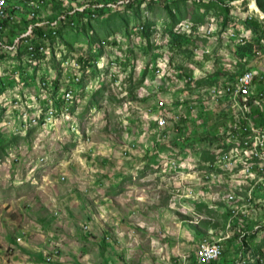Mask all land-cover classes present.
Listing matches in <instances>:
<instances>
[{
  "label": "rangeland",
  "instance_id": "374dc122",
  "mask_svg": "<svg viewBox=\"0 0 264 264\" xmlns=\"http://www.w3.org/2000/svg\"><path fill=\"white\" fill-rule=\"evenodd\" d=\"M261 15L264 0H133L62 24L39 66L0 59V264L18 233L51 264H196L205 238H223L215 264H264L263 130L222 96L264 72Z\"/></svg>",
  "mask_w": 264,
  "mask_h": 264
},
{
  "label": "built area",
  "instance_id": "2783aa9c",
  "mask_svg": "<svg viewBox=\"0 0 264 264\" xmlns=\"http://www.w3.org/2000/svg\"><path fill=\"white\" fill-rule=\"evenodd\" d=\"M64 1L62 10L53 16V12L42 13L46 0H0V59L11 55L16 57L17 62H45V59L49 60L52 54H56V51L52 49L49 36H57L62 24H68L75 16L80 15L84 18L86 15H95L96 11H98L97 9H109L112 6H119L124 2L129 3L131 0L101 3L97 6L91 0L86 2L84 0L82 2L80 0H71L72 3L70 4H68L67 0ZM260 19L264 23V16L261 15ZM24 20L25 28L21 30L17 26ZM188 28L189 26H187ZM14 29L16 32L9 37L8 32L12 33ZM39 29H41V34L38 32ZM230 34L237 39L238 44L245 41L244 36H238L233 32ZM259 42L264 44V36ZM23 51L24 53L22 54ZM257 53H260V51L257 50ZM61 62H65V60ZM70 62L79 61L73 59ZM22 71L25 70L22 69ZM37 82V85L42 84V80H37ZM227 90H231V87H228ZM260 98H264V73L254 69L253 72H248L242 80L240 100L244 103L249 114V125L244 127L245 129L264 130V112L261 110ZM17 117L19 116L17 115ZM175 119L177 123L179 114H175ZM166 128H168V120L162 117V134L158 137V141L159 139H164ZM173 131L178 132V127L173 128ZM263 146L264 139L262 146H260L261 150ZM250 153L252 156V150H250ZM259 169H263V166L257 167V170ZM222 240L223 238L217 241L208 240L202 242L206 246V254H204L203 260L199 261L201 264H215V253L223 243ZM50 259L51 257H48V260Z\"/></svg>",
  "mask_w": 264,
  "mask_h": 264
},
{
  "label": "crops",
  "instance_id": "0c3cea01",
  "mask_svg": "<svg viewBox=\"0 0 264 264\" xmlns=\"http://www.w3.org/2000/svg\"><path fill=\"white\" fill-rule=\"evenodd\" d=\"M261 65H263L261 62H258V64H256V65H254V66H251V67H253L254 69L255 68H257V70H259L260 72H262V73H264L261 69ZM70 85V84H69ZM68 85V86H69ZM74 87H75V85H74ZM63 95V94H62ZM225 97H229V98H231V99H233V97H231V96H225ZM237 102V104L238 105H241V107H244L241 103H240V101L238 100V101H236ZM260 102H262V101H260ZM262 106H264V101L262 102ZM245 108V107H244ZM246 109V108H245ZM243 114H245V116L247 115V113H246V111H243ZM243 114H242V117H243ZM248 116V115H247ZM243 165H244V163H243ZM245 166V165H244ZM244 166H242L241 168L243 169V168H245ZM233 170H231V172H232ZM243 171H244V169H243ZM257 168L255 169H253V171H252V173L250 174V175H254V174H256L257 173ZM226 172H228V173H230V171L229 170H227ZM239 172H241V170L239 171ZM256 175H258V174H256ZM262 182H264V180L263 181H261V183ZM260 182H258L257 183V185H259L258 186V188H257V190H256V193L260 190V189H264V187H263V184H261ZM260 192V191H259ZM259 199H261L262 198V196H257ZM64 201H67V198H64L63 199V202ZM70 201V200H69ZM71 202V201H70ZM0 204H2V203H0ZM69 208V207H68ZM67 207H66V209L67 210H69ZM39 212H37V214H38ZM64 215H65V217L66 218H70L69 217V215L67 214V211L66 212H64ZM66 218H65V223L67 222H69L68 220H66ZM35 218H33V221H35L34 220ZM30 220H32V219H30ZM35 223H36V225H39L38 224V222H37V219H36V221H35ZM35 230H39V228H37V229H35ZM19 231H21V229L19 230ZM22 231H25V232H27V230H23L22 229ZM36 231V232H37ZM32 233H34V232H32ZM20 233H18V234H16V236H17V242L16 243H11V242H9L10 243V246L12 247V254L10 255V258H8L7 259V262H8V264H51V263H48V262H46V261H44L46 258V253H48L49 251L46 249V247H45V245L44 244H42L41 246H36V245H33L32 243H30V242H28V241H23L22 239H23V236H22V234H20ZM206 239V238H205ZM204 240V239H203ZM202 240V241H203ZM201 241V242H202ZM201 244V243H200ZM225 249V248H224ZM225 251V250H224ZM196 252V251H195ZM195 255H196V253H195ZM197 256H198V253H197ZM63 256H56L55 257V259H58L59 261L60 260H62L63 261ZM195 258V257H194ZM3 259V256L1 257V260ZM84 259H86V258H84ZM218 261V260H217ZM195 262H197V258H195ZM217 264V263H216Z\"/></svg>",
  "mask_w": 264,
  "mask_h": 264
},
{
  "label": "bare ground",
  "instance_id": "6f19581e",
  "mask_svg": "<svg viewBox=\"0 0 264 264\" xmlns=\"http://www.w3.org/2000/svg\"><path fill=\"white\" fill-rule=\"evenodd\" d=\"M255 10H257L258 8H257V5L255 4V6L253 7ZM44 63V62H43ZM35 65H37V66H39V64H38V62L36 63L35 62ZM44 68V67H43ZM45 69H46V67H45ZM21 70L22 69H20L19 68V73L21 74L22 72H21ZM42 69H38V74L39 75H42ZM248 72H252V71H250V70H247L244 74H242L241 76H239V77H237L236 79H235V81L233 82V83H229L228 82V84H226V86H225V88H224V90H225V94H229V95H231V97H233L234 99L235 98H237V97H239V100H240V96H241V89H242V80L246 77V75H247V73ZM16 74H18V73H16ZM48 77L49 76H47L45 79H48ZM77 77H80L79 75L77 76ZM45 79H42V80H45ZM53 79V78H52ZM51 79V80H52ZM79 79V78H78ZM47 81V83H48V86L47 87H44L47 83H44V86H42V85H40V88H45V89H48L49 88V85L51 84V81L50 80H46ZM46 81H43V82H46ZM27 82H29V79L27 80ZM42 82V83H43ZM232 85V86H231ZM228 87H231V90H227V88ZM74 88H71V89H67L64 93H63V95H62V97H64V99H65V94L69 91V90H72L73 91V96H74V90H73ZM44 91V90H43ZM46 91V90H45ZM44 91V92H45ZM49 91V90H48ZM211 92L214 94V95H216V96H219V94L220 93H218V92H216L215 90H211ZM223 93V92H222ZM67 95V94H66ZM222 95V94H221ZM228 95V96H229ZM223 97L224 96H226V95H222ZM47 99H48V102H49V100H53L54 102L53 103H55L56 102V99L55 98H53V96H51V95H48L47 97H46ZM66 98H67V96H66ZM68 99V98H67ZM71 99V98H70ZM74 99V98H73ZM219 99V98H218ZM262 100L264 99V98H261ZM66 100V99H65ZM237 100H238V98H237ZM242 102V101H241ZM245 107V106H244ZM50 114H53V104L51 103L50 104ZM48 110V109H47ZM56 114V113H55ZM22 115H23V113H22ZM152 115V114H151ZM45 117H46V115H45ZM50 117V116H49ZM161 120H162V117H161ZM246 120V119H245ZM34 121H36V119L34 120ZM37 122V121H36ZM246 122V121H245ZM247 123V122H246ZM40 124H42V122H40ZM238 129V128H237ZM246 130H248V129H246ZM254 130V129H253ZM250 132V131H249ZM254 132V131H253ZM175 133H177V132H175ZM255 135V139H256V143H257V147H260V146H262V141H263V139H264V130H263V134H261V135H259V134H254ZM264 147V146H263ZM204 241H208V239H205V240H203V242ZM204 254H206V246L202 243V246H201V249H200V251H199V254H198V257H197V262H196V264H201V262H199V261H201V260H203V257H204ZM222 254H223V247H222V245L218 248V251L215 253V261L218 259V258H220L221 256H222ZM54 255H57V254H54ZM48 257H50V256H48ZM48 259V258H47Z\"/></svg>",
  "mask_w": 264,
  "mask_h": 264
},
{
  "label": "trees",
  "instance_id": "16d2710c",
  "mask_svg": "<svg viewBox=\"0 0 264 264\" xmlns=\"http://www.w3.org/2000/svg\"><path fill=\"white\" fill-rule=\"evenodd\" d=\"M133 0H131L130 2H132ZM166 1V0H165ZM169 1H173V0H168V2ZM107 8H101V9H97L98 11H105ZM258 26V28L260 29H262V30H264V23L262 22V21H259L258 23H256ZM19 29H20V26L18 25L17 26ZM16 32V30L14 29V30H12V33H15ZM38 32H39V34H41V29H39L38 30ZM11 33V32H10ZM12 36V35H11ZM257 45H259V43H257V44H252V45H246L245 46V48L243 49V51H244V53L246 54V55H251L252 53H254L255 51H256V49H257ZM261 47V46H260ZM247 69H251V70H254V68H247ZM24 83H28L27 82V80L26 81H24ZM55 95V94H54ZM56 95H58V102L56 103V105L58 106V107H60L61 105H62V101H61V98H62V96H59V94H56ZM239 100V99H238ZM240 101V103L243 105V106H245L244 105V103L243 102H241V100H239ZM260 101H262L261 100V98H260ZM45 104L47 103V101L46 102H44ZM246 108V107H245ZM247 115H249L248 113H247ZM176 126H177V124H176ZM179 130V129H178ZM171 136L173 137V139H172V141L173 140H176V139H179V137H176V136H174L173 134H171ZM197 250V249H196ZM196 253V252H195ZM223 254H224V250H223ZM223 256V255H222ZM194 257H195V255H194ZM219 259V258H218ZM217 259V260H218Z\"/></svg>",
  "mask_w": 264,
  "mask_h": 264
},
{
  "label": "clouds",
  "instance_id": "9594fccd",
  "mask_svg": "<svg viewBox=\"0 0 264 264\" xmlns=\"http://www.w3.org/2000/svg\"><path fill=\"white\" fill-rule=\"evenodd\" d=\"M11 1V0H10Z\"/></svg>",
  "mask_w": 264,
  "mask_h": 264
}]
</instances>
